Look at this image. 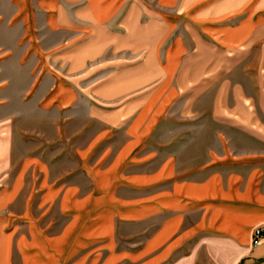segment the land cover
I'll list each match as a JSON object with an SVG mask.
<instances>
[{"label": "crops", "instance_id": "0c3cea01", "mask_svg": "<svg viewBox=\"0 0 264 264\" xmlns=\"http://www.w3.org/2000/svg\"><path fill=\"white\" fill-rule=\"evenodd\" d=\"M260 83L264 0H0V120L67 141L0 171V264H264Z\"/></svg>", "mask_w": 264, "mask_h": 264}, {"label": "rangeland", "instance_id": "374dc122", "mask_svg": "<svg viewBox=\"0 0 264 264\" xmlns=\"http://www.w3.org/2000/svg\"><path fill=\"white\" fill-rule=\"evenodd\" d=\"M251 61H249V73H248V92L253 94V90L251 89L250 81L254 79L257 74L260 78L262 73H256L255 69V57H251ZM254 84V83H253ZM261 86H264V83H260ZM258 84V85H260ZM260 86V87H261ZM79 83L77 84V90H80ZM211 95L222 96L223 88H211ZM263 91V89H260ZM222 101V100H221ZM249 111L251 114H254L256 111V105L249 103ZM223 107V103L220 105ZM222 112V111H221ZM78 113V112H76ZM72 117H76V120L72 121V143L71 146L75 144V139L78 137L79 128L85 127L88 124L87 119L79 120L78 115L74 113ZM63 120H59L56 117H51L47 119L45 117H41L40 120H0V144H4V147L7 146L6 152L0 151V171L8 170V172L12 171L16 166L18 161L21 159L23 155L27 154H41L44 158L52 159L58 155V148L62 150L67 149V145H63L67 143L64 140L63 133ZM222 138V137H221ZM66 147V148H65ZM67 157L70 158L69 154ZM69 161V160H68ZM65 160V163L68 162ZM61 164L62 166L65 165ZM188 252L182 256L180 255L178 258L174 257L170 259L166 264H213L209 262V258L206 257L204 251H199L198 256L195 259V262L191 260L190 255H187Z\"/></svg>", "mask_w": 264, "mask_h": 264}, {"label": "built area", "instance_id": "2783aa9c", "mask_svg": "<svg viewBox=\"0 0 264 264\" xmlns=\"http://www.w3.org/2000/svg\"><path fill=\"white\" fill-rule=\"evenodd\" d=\"M264 238V223L256 226L252 232V243L257 244Z\"/></svg>", "mask_w": 264, "mask_h": 264}]
</instances>
